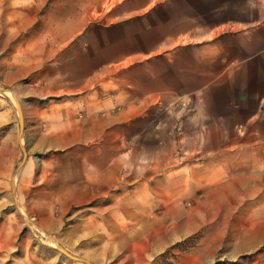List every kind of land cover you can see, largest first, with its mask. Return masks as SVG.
Returning a JSON list of instances; mask_svg holds the SVG:
<instances>
[{
  "label": "crops",
  "instance_id": "1",
  "mask_svg": "<svg viewBox=\"0 0 264 264\" xmlns=\"http://www.w3.org/2000/svg\"><path fill=\"white\" fill-rule=\"evenodd\" d=\"M46 1L0 0L2 210L11 188H169L199 164L207 188H264V7Z\"/></svg>",
  "mask_w": 264,
  "mask_h": 264
},
{
  "label": "rangeland",
  "instance_id": "2",
  "mask_svg": "<svg viewBox=\"0 0 264 264\" xmlns=\"http://www.w3.org/2000/svg\"><path fill=\"white\" fill-rule=\"evenodd\" d=\"M123 1L46 3L91 12ZM212 3L151 0L150 7L168 19L204 18ZM196 167L195 177L169 174V188H11L0 208V264H88L63 249L93 264H264V188H207L205 165Z\"/></svg>",
  "mask_w": 264,
  "mask_h": 264
},
{
  "label": "water",
  "instance_id": "3",
  "mask_svg": "<svg viewBox=\"0 0 264 264\" xmlns=\"http://www.w3.org/2000/svg\"><path fill=\"white\" fill-rule=\"evenodd\" d=\"M66 254H68L69 256L73 257L74 259H77V260H82V261H85L87 262L88 264H93L89 259L87 258H83V257H77V256H73L71 255L68 251H66L65 249H63Z\"/></svg>",
  "mask_w": 264,
  "mask_h": 264
},
{
  "label": "built area",
  "instance_id": "4",
  "mask_svg": "<svg viewBox=\"0 0 264 264\" xmlns=\"http://www.w3.org/2000/svg\"><path fill=\"white\" fill-rule=\"evenodd\" d=\"M195 105L198 106L199 102L196 101ZM184 155H186V153H184L181 149H178V157H179L180 160H181V157H183Z\"/></svg>",
  "mask_w": 264,
  "mask_h": 264
}]
</instances>
